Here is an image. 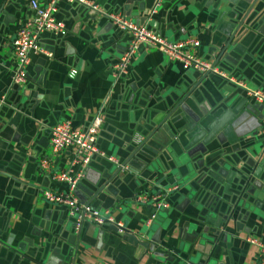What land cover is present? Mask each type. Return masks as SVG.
<instances>
[{"label":"crops","instance_id":"obj_1","mask_svg":"<svg viewBox=\"0 0 264 264\" xmlns=\"http://www.w3.org/2000/svg\"><path fill=\"white\" fill-rule=\"evenodd\" d=\"M88 1L166 41L196 38L197 58L264 91V0H165L153 15L155 0ZM28 2L0 0V264H64L65 257L67 264H256L257 250L245 238L264 243V107L215 75L195 86L197 73L143 45L126 76L113 83L109 68L128 36L63 1L54 17L65 34L40 36L50 56H29L25 83L14 86L11 42L30 16ZM241 23L238 50L226 46ZM180 99L187 112H171ZM94 115L102 121L96 146L125 169L114 175L118 167L92 158L81 167L74 194L108 210L126 235L111 226H83L74 255L75 233L64 210L41 201V191L54 186L36 162L48 152L51 127L70 121L82 129ZM134 135L147 141L133 155ZM51 164L66 170L70 153ZM173 187L168 207L145 228L154 209L133 206V197ZM129 236L142 245L128 243Z\"/></svg>","mask_w":264,"mask_h":264},{"label":"built area","instance_id":"obj_2","mask_svg":"<svg viewBox=\"0 0 264 264\" xmlns=\"http://www.w3.org/2000/svg\"><path fill=\"white\" fill-rule=\"evenodd\" d=\"M61 1L67 4L81 5L95 15L99 14L115 29L128 36V42L121 57L109 68V75L113 83L126 76L131 59L138 48L143 45L150 50L161 53L169 61L177 63L182 71H194L201 75L211 74L224 79L242 90L253 103L264 107L263 90L249 89L242 82L224 74L211 63L196 57L194 52L200 45L196 38L188 37L174 42L166 41L146 26L137 25L118 14L102 11L88 0H29L30 16L19 24L11 42L13 68L9 80L12 85L23 86L25 83V70L29 56H50L39 46L38 40L41 35L48 33L60 37L65 34L63 24L54 17L57 12V5ZM164 1L155 0L149 15H153ZM67 75L68 78L72 79L75 72L69 71ZM3 100V97H1L0 107ZM101 124V118L94 115L87 120L85 127L82 129H76L70 121L60 122L50 128L48 152L37 160L36 166L42 174L47 176L54 189L41 191L40 198L47 205L62 208L67 219L76 229L84 224L96 227L113 226L117 232L124 234L125 230L122 223L115 220L108 210L94 209L86 203L80 202L74 194L78 183L83 178L81 167L86 166L92 158L104 159L106 162L120 167L121 171L125 169V166H121L116 158L105 155L96 146L97 132ZM261 133L264 135V128ZM142 139L141 136L134 135L131 144L137 146L142 142ZM64 152L70 153L69 167L66 170L54 169L51 164L52 158ZM73 167H79L80 169L73 171ZM176 189L177 187L163 190L157 196H148L145 193L135 196L133 203L138 205L151 204L154 209L150 217L144 221L145 228L150 226L156 212L168 207L166 199ZM245 242L257 250L256 264H264V243L252 237H246Z\"/></svg>","mask_w":264,"mask_h":264},{"label":"water","instance_id":"obj_3","mask_svg":"<svg viewBox=\"0 0 264 264\" xmlns=\"http://www.w3.org/2000/svg\"><path fill=\"white\" fill-rule=\"evenodd\" d=\"M243 23H244V21H243ZM241 25H242V23L241 24H239L238 25V28L232 33V35L229 37V39H228V41H227V43H226V46H229V45H233V46H235V44L237 43V41H236V35L238 34V32L240 31L239 30V27H241ZM244 25H249V23H248V21H246V24L244 23ZM242 32V31H241ZM235 39V41H233ZM235 42V43H234ZM234 48H236L237 49V47L235 46ZM238 50V49H237ZM224 52H225V49H222V52H220V56L221 55H223L224 54ZM198 74V73H197ZM208 74H203V75H201V74H198V80H197V82L194 84L195 86H197V84H199L206 76H207ZM190 91V90H189ZM188 91V92H189ZM173 109L171 110V112H173L174 110H176L177 108H180L181 110H184L185 112H187L186 111V109H185V107L183 106V105H181V99H180V101H179V103L176 105V106H173L172 107ZM166 121V119L165 118H162V119H158L156 122H158V125H156V127L155 128H158V127H161V125H162V123L163 122H165ZM146 139L138 146V147H136V148H133L132 149V151H133V155L134 154H137L139 151H141V149L144 147V145H145V143H146ZM263 152V151H262ZM263 158H264V156H263ZM143 160V159H142ZM143 161H145V160H143ZM258 162V161H257ZM119 171H120V169H118L117 168V172L114 174V175H116V174H118L119 173ZM141 177L143 178V179H145L146 177L144 176V174H142L141 175ZM251 184L253 185V183L251 182ZM250 190H251V188L249 189V191L248 192H250ZM95 192H97V191H95ZM99 192H100V190H99ZM162 191H160L159 193H157L155 196H157V195H159L160 193H161ZM172 194V193H171ZM170 194V195H171ZM90 195L91 196H93V193H91L90 192ZM170 197V196H169ZM135 197H133V199H134ZM133 204V206H139L138 204H135V203H132ZM70 222V221H69ZM71 223V222H70ZM71 226H72V233H75V237H74V239H73V244L70 242L71 241V239H72V237H70L71 239H70V241H68V243H70V244H72L73 246H74V248H75V250H74V255L76 254V251H77V248L79 247V241H80V237H81V235H82V229H83V226H88V225H81L80 227H78L77 229L75 228V226L71 223ZM111 228H112V230L113 231H115L116 230V228L115 227H113V226H111ZM125 234V233H124ZM126 235V234H125ZM128 243H130V244H133V245H142L141 243H138L137 242V240H136V238L135 237H133V236H129L128 237ZM170 257L171 258H173V256L172 255H170ZM165 258H166V255H165ZM64 264H67L68 263V261H69V258L68 257H65L64 259ZM176 260V259H175ZM168 261V260H167ZM69 262H71V259H70V261ZM176 263L177 264H179V262L178 261H176ZM180 263H181V261H180Z\"/></svg>","mask_w":264,"mask_h":264},{"label":"bare ground","instance_id":"obj_4","mask_svg":"<svg viewBox=\"0 0 264 264\" xmlns=\"http://www.w3.org/2000/svg\"><path fill=\"white\" fill-rule=\"evenodd\" d=\"M143 141H144V140L142 139V142H143ZM142 142H141V143H142ZM141 143H140V144H141ZM140 144H139V145H140ZM137 146H138V145H137ZM137 146H136V147H137ZM122 166H124V165H122ZM118 169H120L119 173H121V172H122V171H121V168L118 167Z\"/></svg>","mask_w":264,"mask_h":264}]
</instances>
